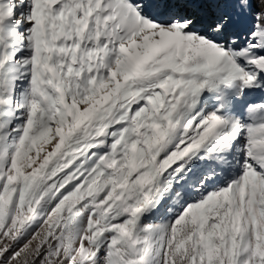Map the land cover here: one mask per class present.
Wrapping results in <instances>:
<instances>
[{
	"label": "snow or ice",
	"instance_id": "obj_1",
	"mask_svg": "<svg viewBox=\"0 0 264 264\" xmlns=\"http://www.w3.org/2000/svg\"><path fill=\"white\" fill-rule=\"evenodd\" d=\"M0 264H264V0H0Z\"/></svg>",
	"mask_w": 264,
	"mask_h": 264
}]
</instances>
